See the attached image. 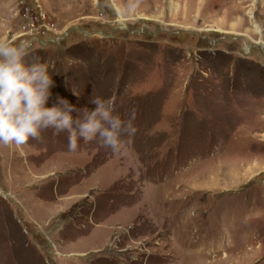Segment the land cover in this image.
<instances>
[{"label": "rangeland", "instance_id": "obj_1", "mask_svg": "<svg viewBox=\"0 0 264 264\" xmlns=\"http://www.w3.org/2000/svg\"><path fill=\"white\" fill-rule=\"evenodd\" d=\"M20 39L46 106L114 95L136 131L0 144V264H264V0H0Z\"/></svg>", "mask_w": 264, "mask_h": 264}, {"label": "clouds", "instance_id": "obj_2", "mask_svg": "<svg viewBox=\"0 0 264 264\" xmlns=\"http://www.w3.org/2000/svg\"><path fill=\"white\" fill-rule=\"evenodd\" d=\"M34 52L29 39L0 41V144L14 145L23 156L22 146L51 128L56 134L67 133L69 151L77 149L78 140H97L116 151L122 134L135 133V109L127 120L121 119L115 114L114 95L93 96L90 102L95 107L90 111L77 109L59 95L55 103L46 106L54 81L49 64L35 58Z\"/></svg>", "mask_w": 264, "mask_h": 264}]
</instances>
